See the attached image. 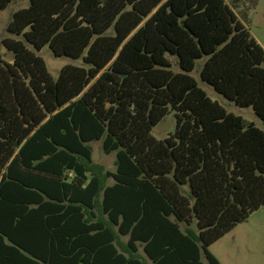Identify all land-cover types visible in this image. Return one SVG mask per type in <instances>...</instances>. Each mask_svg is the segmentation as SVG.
Listing matches in <instances>:
<instances>
[{
  "label": "trees",
  "instance_id": "trees-1",
  "mask_svg": "<svg viewBox=\"0 0 264 264\" xmlns=\"http://www.w3.org/2000/svg\"><path fill=\"white\" fill-rule=\"evenodd\" d=\"M13 0H0V11ZM226 0H29L0 63V264H221L264 207V50ZM247 20L246 15H242ZM81 60L54 80L39 53ZM174 131L153 129L168 115ZM94 142L115 154L109 172Z\"/></svg>",
  "mask_w": 264,
  "mask_h": 264
},
{
  "label": "rangeland",
  "instance_id": "rangeland-1",
  "mask_svg": "<svg viewBox=\"0 0 264 264\" xmlns=\"http://www.w3.org/2000/svg\"><path fill=\"white\" fill-rule=\"evenodd\" d=\"M234 8L238 5L236 14L241 23L249 31L251 37L264 50V0H226ZM29 6V0H13L3 11H0V63L12 64L13 53L8 51L2 44L4 39H20L7 32V27L13 14ZM246 15L247 20L241 18ZM39 56L45 62L47 69L54 80L58 78L60 70L67 65L82 66L81 60L69 58H56L48 47H45ZM202 61L196 63V68L191 76L197 81L198 86L203 89L207 96L221 105L228 113L241 116L246 122L254 123L264 131V123L261 122L251 109H240L218 95L209 85L202 83L199 70ZM176 120L173 114L168 115L152 131L156 140L167 138L175 129ZM93 158L96 163L105 167L109 172L115 170V154L105 155L100 142H94ZM210 252L221 264H264V207L253 213L248 220L237 225V227L225 235L221 240L210 247Z\"/></svg>",
  "mask_w": 264,
  "mask_h": 264
}]
</instances>
